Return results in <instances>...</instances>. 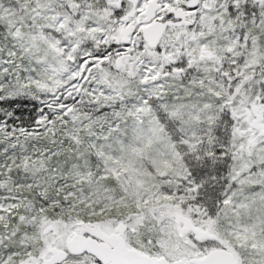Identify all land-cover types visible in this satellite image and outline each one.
<instances>
[{
  "label": "snow or ice",
  "instance_id": "snow-or-ice-1",
  "mask_svg": "<svg viewBox=\"0 0 264 264\" xmlns=\"http://www.w3.org/2000/svg\"><path fill=\"white\" fill-rule=\"evenodd\" d=\"M0 264H264V0H0Z\"/></svg>",
  "mask_w": 264,
  "mask_h": 264
}]
</instances>
